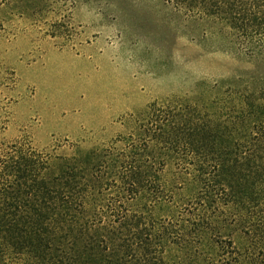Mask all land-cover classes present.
Here are the masks:
<instances>
[{
    "label": "trees",
    "instance_id": "obj_1",
    "mask_svg": "<svg viewBox=\"0 0 264 264\" xmlns=\"http://www.w3.org/2000/svg\"><path fill=\"white\" fill-rule=\"evenodd\" d=\"M251 66L70 153L0 141V264H264V0H162ZM46 0H0V30Z\"/></svg>",
    "mask_w": 264,
    "mask_h": 264
},
{
    "label": "rangeland",
    "instance_id": "obj_2",
    "mask_svg": "<svg viewBox=\"0 0 264 264\" xmlns=\"http://www.w3.org/2000/svg\"><path fill=\"white\" fill-rule=\"evenodd\" d=\"M162 0H46L0 30V141L70 153L127 136V117L251 66L181 35ZM53 149V150H54Z\"/></svg>",
    "mask_w": 264,
    "mask_h": 264
}]
</instances>
